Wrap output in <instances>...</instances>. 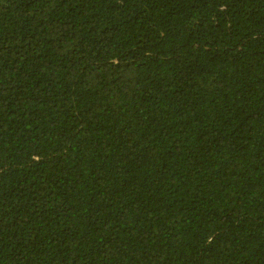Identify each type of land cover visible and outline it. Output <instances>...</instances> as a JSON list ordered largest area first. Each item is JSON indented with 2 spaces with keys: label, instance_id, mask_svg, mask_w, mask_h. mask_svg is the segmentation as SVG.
Listing matches in <instances>:
<instances>
[{
  "label": "trees",
  "instance_id": "16d2710c",
  "mask_svg": "<svg viewBox=\"0 0 264 264\" xmlns=\"http://www.w3.org/2000/svg\"><path fill=\"white\" fill-rule=\"evenodd\" d=\"M0 264H264V0H0Z\"/></svg>",
  "mask_w": 264,
  "mask_h": 264
}]
</instances>
